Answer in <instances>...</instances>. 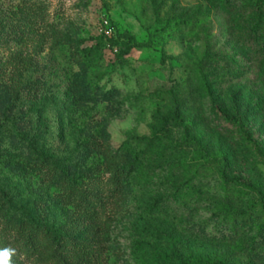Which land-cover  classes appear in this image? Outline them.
<instances>
[{
  "label": "rangeland",
  "instance_id": "374dc122",
  "mask_svg": "<svg viewBox=\"0 0 264 264\" xmlns=\"http://www.w3.org/2000/svg\"><path fill=\"white\" fill-rule=\"evenodd\" d=\"M247 3L0 0V248L13 264H264V23ZM238 115L260 158L228 129ZM237 177L253 184V260L215 219L210 238L187 227L242 209L223 199ZM35 227L59 243L30 239Z\"/></svg>",
  "mask_w": 264,
  "mask_h": 264
},
{
  "label": "trees",
  "instance_id": "16d2710c",
  "mask_svg": "<svg viewBox=\"0 0 264 264\" xmlns=\"http://www.w3.org/2000/svg\"><path fill=\"white\" fill-rule=\"evenodd\" d=\"M240 1V0H239ZM244 1V0H241ZM247 5L253 7V23H264V14H261V12L264 9V0H247ZM256 40L253 41V47H256ZM260 49V48H259ZM258 50V48H257ZM259 51H264L263 49H260ZM106 95V94H105ZM97 98H101V94L97 92L95 95ZM224 121H226V125L229 130L234 132L242 141L244 142L245 146L249 149V151L254 153V156L261 157L262 152L260 148L259 141L257 140L256 134L249 131L246 123L243 120V116L238 115L230 118H224ZM125 166H116V168L112 171L111 180L113 184L118 187L122 184L121 181V175H124L125 172ZM222 176L226 177V170L222 171ZM223 189L228 188L227 181H224ZM237 189H233L234 191L229 193L225 192V195H223V199H227L230 206H233L235 203H239L242 205V209H236L235 212L228 211L229 207H226L224 209V212H215L212 217H210L208 220H204L206 222H199L191 219V222L188 224V229L192 231L193 235L196 236H203L210 238L211 234L206 232V228L208 226V222L215 219L216 221V227L217 232L221 238L224 240H242L245 239L246 241V247L245 250L247 252V256L250 257L253 260V201L249 200V196L253 193V184H251L249 181L242 180L237 177ZM252 191V193H250ZM182 199V196H177V201L180 202ZM250 201V202H249ZM244 202H246L247 206H244ZM248 204H252V207H248ZM231 209V208H229ZM91 218L96 217L98 215L97 210H91ZM191 216V214H189ZM45 232L46 236L48 238H51L54 242H58V236L57 233L53 230L40 227H35V229H29L26 231V233L29 235L30 239H34L38 236L39 233ZM264 236V226L261 229V235H257L255 237V243L259 244L261 238ZM244 242V241H243ZM59 243V242H58ZM36 247V245H34ZM208 262V263H207ZM190 264L189 260H186L184 264ZM217 264V263H223L228 264L226 261L217 262V260H212L211 258H199L196 261V264Z\"/></svg>",
  "mask_w": 264,
  "mask_h": 264
},
{
  "label": "clouds",
  "instance_id": "9594fccd",
  "mask_svg": "<svg viewBox=\"0 0 264 264\" xmlns=\"http://www.w3.org/2000/svg\"><path fill=\"white\" fill-rule=\"evenodd\" d=\"M17 254V250L12 247L0 248V264H13L12 258Z\"/></svg>",
  "mask_w": 264,
  "mask_h": 264
}]
</instances>
